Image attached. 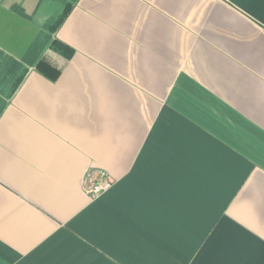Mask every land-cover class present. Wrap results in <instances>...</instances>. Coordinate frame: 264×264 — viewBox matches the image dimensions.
<instances>
[{"label": "crops", "instance_id": "obj_1", "mask_svg": "<svg viewBox=\"0 0 264 264\" xmlns=\"http://www.w3.org/2000/svg\"><path fill=\"white\" fill-rule=\"evenodd\" d=\"M0 264H264V0H0Z\"/></svg>", "mask_w": 264, "mask_h": 264}, {"label": "built area", "instance_id": "obj_2", "mask_svg": "<svg viewBox=\"0 0 264 264\" xmlns=\"http://www.w3.org/2000/svg\"><path fill=\"white\" fill-rule=\"evenodd\" d=\"M113 184V178L102 169H90L84 178L83 189L95 198Z\"/></svg>", "mask_w": 264, "mask_h": 264}, {"label": "trees", "instance_id": "obj_3", "mask_svg": "<svg viewBox=\"0 0 264 264\" xmlns=\"http://www.w3.org/2000/svg\"><path fill=\"white\" fill-rule=\"evenodd\" d=\"M63 15L61 16V19L63 18ZM37 66L40 67L42 70L52 69L51 64L43 57L38 61Z\"/></svg>", "mask_w": 264, "mask_h": 264}]
</instances>
